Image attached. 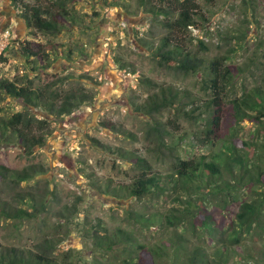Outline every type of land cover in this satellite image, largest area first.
Returning <instances> with one entry per match:
<instances>
[{
	"label": "rangeland",
	"instance_id": "1",
	"mask_svg": "<svg viewBox=\"0 0 264 264\" xmlns=\"http://www.w3.org/2000/svg\"><path fill=\"white\" fill-rule=\"evenodd\" d=\"M197 3L206 19L197 17L202 27L194 26L181 35L185 49L204 61L222 57L227 66L239 72L241 69L235 85L227 90V100L240 96L245 88L262 84L264 0ZM70 9L75 21L65 32L59 36L40 34L34 39L11 1L0 0V42L8 44L0 50V81L20 86L30 81L36 86L59 82L62 91L82 88L94 96L92 102L63 119L31 108L37 119L49 121L52 130V135L46 136V146L32 155L0 141V167L10 171L5 180L0 175L3 199L14 208L37 214L20 221L0 213V244L33 249L48 238L54 241L61 264H124L131 258L130 245L122 243L113 250H101L88 235V230L100 224L110 234L125 232L139 246L134 247L130 264H187L188 255L197 248H204L213 257L216 247L198 231L165 222L172 209L182 205L174 203L175 193L167 191L162 197L150 195L139 200L124 191L141 172L134 159L147 160L152 169L149 174H159L165 183L178 157L198 159L203 152L209 153L195 142L206 125L204 103L211 98L202 87L204 73L185 75L159 65L155 53L167 31L146 13L139 0H76ZM23 41L57 46L55 61L47 69L45 63L39 69L29 65L21 50ZM146 79L153 85L143 84ZM162 88L178 94V102L159 114L142 111L149 97L162 92ZM180 101L187 112L194 111V118L178 112ZM192 101L202 108L195 109ZM24 106L0 93V116L10 119L25 111ZM157 121L170 133L163 149L152 129ZM102 122L115 124L119 131L104 128ZM256 128L245 122L237 137L253 140ZM228 130L225 128L226 133ZM26 168L35 169V179L16 185L15 173ZM248 192L247 196L242 193L243 197L253 198L254 194ZM42 201L47 206L39 212L34 207L42 208ZM209 201L206 206L219 222L223 217L234 218L233 212L238 209L234 204L224 208L222 198L215 196H209ZM245 244L238 256L235 250L229 251L225 264H264V238Z\"/></svg>",
	"mask_w": 264,
	"mask_h": 264
},
{
	"label": "trees",
	"instance_id": "2",
	"mask_svg": "<svg viewBox=\"0 0 264 264\" xmlns=\"http://www.w3.org/2000/svg\"><path fill=\"white\" fill-rule=\"evenodd\" d=\"M10 1L19 11L34 39L40 34L59 36L75 21L70 5L76 0H37L34 4L29 3V0ZM139 5L167 31V36L155 53L156 58H160L159 65L185 75L200 72L205 75L202 87L211 94V98L204 103L206 125L200 137H195V142L200 150H208L209 153L203 152L198 159L178 157L165 183L158 177L159 174H149L152 169L147 160L134 159L141 172L134 184L125 186L124 191L139 200L150 195L162 197L167 191L175 193L174 203L180 202L182 205H179L180 208H173V213L165 218V222L177 228L181 227L182 230L188 227L198 231L204 240L216 247L213 257L204 248H197L188 255L187 264H225L229 251L235 250L238 256L248 240L258 241L264 238V77L259 86L250 90L245 88L240 96L227 100V90L235 85L241 69L239 72L236 68L227 66L222 57H216L210 62L204 61L193 52L187 51L182 43L181 35L194 26L202 27L196 18L206 19L197 0H139ZM21 45L23 56L29 65H36L37 69L44 63V68L47 69L56 59L53 60V56L57 52V46L51 43L23 41ZM201 45L207 49L203 42ZM143 84L153 85L149 79L143 80ZM1 92L4 96L23 102L26 110L15 113L10 119L0 116V141L16 145L28 155H32L38 148H44L46 136L52 135L49 121L37 119L31 108H40L56 119H63L94 99L92 94L82 88L62 91L59 82L36 86L30 81L27 85L20 86L16 82L4 80L0 81ZM177 97L178 94L172 89L162 88V92L149 97L141 110L150 115L159 114L172 108L178 102ZM192 102L195 109L202 108ZM228 102L230 105H227ZM181 103L180 101L178 112L184 113L188 119L194 118V111L187 112L186 106ZM245 122L253 123L257 127L252 132L253 140L246 141L237 137L239 128ZM101 125L112 131H119L111 122H102ZM225 128L229 132L226 133ZM152 129L157 134L160 149L165 148V139L170 133L158 121ZM9 172L8 168L0 167L3 180L8 178ZM35 175L34 168H26L15 173L14 183L20 185L31 181L35 179ZM248 191L254 194L253 198L243 197L242 193L247 196ZM209 196L222 198L224 208L234 204L238 208L233 212L234 218L231 220V217H225L226 220H223V217L219 222L206 206L211 202ZM19 198L25 199V196L19 194ZM32 199L38 201L33 194ZM46 206L42 201V208H34L41 212ZM0 213L11 220L20 221L37 217L34 212L14 208L3 199L1 192ZM88 235L92 236L95 246L101 250H113L122 243L130 245L131 258L125 260L124 264L133 261L132 255L136 252L134 247H139L125 232L110 234L100 224L88 230ZM220 235L221 240L218 239ZM56 249L54 241L48 238L33 249L0 244V264H61L55 255ZM65 264L71 263L66 261Z\"/></svg>",
	"mask_w": 264,
	"mask_h": 264
},
{
	"label": "built area",
	"instance_id": "3",
	"mask_svg": "<svg viewBox=\"0 0 264 264\" xmlns=\"http://www.w3.org/2000/svg\"><path fill=\"white\" fill-rule=\"evenodd\" d=\"M0 43H1V42H0ZM7 45H8V44H6L5 41L2 42V43L0 44V50H3V51H4L5 48L7 47Z\"/></svg>",
	"mask_w": 264,
	"mask_h": 264
}]
</instances>
